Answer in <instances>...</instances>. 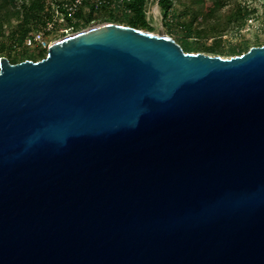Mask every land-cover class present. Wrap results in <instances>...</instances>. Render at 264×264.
Segmentation results:
<instances>
[{"label": "water", "instance_id": "obj_1", "mask_svg": "<svg viewBox=\"0 0 264 264\" xmlns=\"http://www.w3.org/2000/svg\"><path fill=\"white\" fill-rule=\"evenodd\" d=\"M0 264H264V45L106 23L0 58Z\"/></svg>", "mask_w": 264, "mask_h": 264}, {"label": "trees", "instance_id": "obj_2", "mask_svg": "<svg viewBox=\"0 0 264 264\" xmlns=\"http://www.w3.org/2000/svg\"><path fill=\"white\" fill-rule=\"evenodd\" d=\"M73 1L74 0H0V55H3L7 50L6 42L11 41L14 43L11 48L20 46L23 44L25 37L32 31L44 28L45 22L51 19L53 15V5L57 6L59 12L63 14L66 26L79 27L81 23L75 21L74 18L67 17L64 10V6ZM203 1L204 0H198L197 2L202 3ZM85 2L88 4V1L83 0V3ZM175 4H182V0H157L163 26L165 28H172V26L175 25L182 35L181 38L184 40L212 39L213 45L210 47H203L202 50L204 53L214 55L220 48L219 44L225 34V27L232 23L237 26L245 23L247 17L256 12L255 9L244 10L242 7L237 6L235 12L224 22V27H221V24L219 25L215 21L203 25L200 23L198 15L189 17L186 11L179 12L175 9ZM147 5L148 0H99V4L97 5H88L89 11L85 14V18L86 22H92L95 16H98L108 8L105 15L109 14L112 16V23L117 21L115 15L120 14L123 17L121 22L125 26L152 32L153 27L146 19ZM224 5L225 0H213V4L207 16L215 18L216 13H218ZM262 7L264 8V3ZM105 15L102 16L103 19H105ZM171 19L174 21H171ZM181 48L184 52H193L191 46L185 49L181 46ZM248 49L247 43H243L241 48L231 46L228 52L239 53L241 50L246 52ZM46 55V50L40 52L41 59L45 58ZM5 58L11 64L28 60L19 59L18 56H13L11 59L8 57Z\"/></svg>", "mask_w": 264, "mask_h": 264}, {"label": "rangeland", "instance_id": "obj_3", "mask_svg": "<svg viewBox=\"0 0 264 264\" xmlns=\"http://www.w3.org/2000/svg\"><path fill=\"white\" fill-rule=\"evenodd\" d=\"M86 1H88V4L86 2L83 3L75 13L76 16L74 17V20L81 23L79 27L66 26V24L63 22L54 24L53 28L50 30H44V28H41V31L44 34V41L46 45H50L68 36L94 28L96 26L112 23V16L109 14L105 15L108 8H106V11H103L104 13L102 12L98 16H95L92 22H86L85 14L89 11L88 5H97L99 4V0ZM197 1L198 0H182V4H175V9H177L179 12L186 11L189 17L198 15V19L203 25L206 23H213L215 21L219 25L221 24V27H224V22L232 13L235 12L237 6L242 7L244 10L255 9L256 12L255 14L247 17V21L245 23H242L238 26L232 23L225 27V34L223 35L222 41L219 44L220 48L215 55L204 53L202 50L203 47H210L213 45L212 39L184 40L181 38L182 35L180 34L179 30H177L175 25H173L172 28H165L163 26L157 0H148L146 11V19L153 27L152 32L155 34L159 32L165 33L184 49L191 46L193 48V52L191 53H203L206 55L219 56L222 58L233 57L245 52L244 50H241L239 53H229L228 49L231 46L241 48L243 43H247L248 48L264 45V8L262 7L264 0H225V5L218 13H216L215 18L207 16L213 4V0H204L202 3ZM104 15L106 20L102 18ZM115 17L117 18V21L114 22L115 24L124 25L121 22L123 19L122 15L116 14ZM171 21L174 20L171 19ZM6 43L7 50L3 55H0L1 58L8 57L11 59L13 56H18L19 59H28L35 62L37 60H41L42 57L40 56V52L42 50L45 51L43 48L45 46L43 45H41L42 48H39L38 46L27 48L21 44L20 46L15 45L16 47L11 48L14 43L11 41Z\"/></svg>", "mask_w": 264, "mask_h": 264}, {"label": "built area", "instance_id": "obj_4", "mask_svg": "<svg viewBox=\"0 0 264 264\" xmlns=\"http://www.w3.org/2000/svg\"><path fill=\"white\" fill-rule=\"evenodd\" d=\"M82 4H83V0H74L73 2L66 4L64 6V10L67 14V17L73 19L76 16L75 13L81 7ZM53 7H54L53 15L51 19L45 22L44 30H50L53 28L54 24L64 22L63 14L59 12V10L57 9V6L53 5ZM44 40L45 39H44L43 32L41 30H35L25 37L22 45H24L27 48H31L34 46H38L39 48H42L41 45H43L45 46L43 48L47 51L50 45H46Z\"/></svg>", "mask_w": 264, "mask_h": 264}]
</instances>
